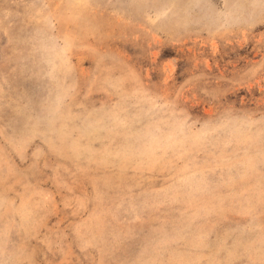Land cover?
<instances>
[{"label": "rangeland", "instance_id": "rangeland-1", "mask_svg": "<svg viewBox=\"0 0 264 264\" xmlns=\"http://www.w3.org/2000/svg\"><path fill=\"white\" fill-rule=\"evenodd\" d=\"M0 264H264V0H0Z\"/></svg>", "mask_w": 264, "mask_h": 264}]
</instances>
